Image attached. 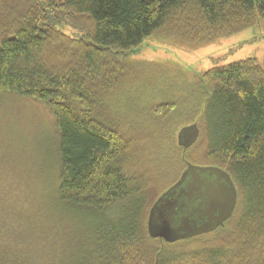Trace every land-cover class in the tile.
<instances>
[{"label": "trees", "instance_id": "trees-1", "mask_svg": "<svg viewBox=\"0 0 264 264\" xmlns=\"http://www.w3.org/2000/svg\"><path fill=\"white\" fill-rule=\"evenodd\" d=\"M57 11L70 16L80 36L53 23ZM261 19L264 0H0V95L30 98L51 109L60 165L52 208L72 224L82 219L88 224L85 236L72 242L76 249L65 252L66 246L62 256L48 259L8 240L6 235L14 234L2 228V216L0 264H264L263 65L249 57L202 74L185 113L198 124L200 136L188 149L177 139L174 164L169 159L174 116L158 126L148 113L127 108L133 126H126L125 139L112 121L115 113L111 117L104 107V96L117 84L115 68L123 66L119 61L164 29L181 26L193 34L201 21L225 36ZM149 139L151 149L142 144ZM161 139L168 142L159 144ZM129 141L150 152L146 168L153 173L152 187L147 174L139 181L126 172L133 164L126 156ZM199 143L209 162L184 159ZM177 159L185 162L183 170ZM188 162L229 173L238 193L235 211L206 234L174 242L153 237L150 209L179 181Z\"/></svg>", "mask_w": 264, "mask_h": 264}, {"label": "rangeland", "instance_id": "rangeland-1", "mask_svg": "<svg viewBox=\"0 0 264 264\" xmlns=\"http://www.w3.org/2000/svg\"><path fill=\"white\" fill-rule=\"evenodd\" d=\"M52 21L67 34L81 35L63 11H57ZM196 25L193 34L186 33L187 28L179 26L175 31V27L170 26L171 29H164L161 36L148 38L137 53L119 61L123 66L115 68L117 84L104 96V107L111 117L115 113L112 121L120 126L119 132L125 139L129 138L126 126H133L127 108L132 112L148 113L152 124L158 126L161 121L169 124V118L165 117L174 116L171 134L175 143L169 148L172 159L168 157L172 164L176 161L173 156L180 129L194 124L185 113L191 108L194 86L202 74L214 66L249 57L264 66V19L254 27L225 36H218L201 21ZM47 54L48 60L55 61L54 56ZM92 94L97 95L98 91L93 90ZM106 110L101 115L104 119L109 115ZM169 139L172 143L170 136ZM147 141L142 144L151 149L152 141ZM165 142L168 141L161 139L159 144ZM143 145L129 141L126 156L133 164L126 166V172L139 181L138 176L147 174L146 182L152 187L153 173L146 168V164L151 163L148 161L150 152L141 151ZM57 146L56 125L48 106L26 97L0 95V217H5L2 228L9 227L14 235H6L7 239L19 241L30 255L48 259L62 256L66 246L65 252H72L76 249L72 242H76L79 235L85 236L88 229L85 220H75L72 224L65 219V214L52 208L60 169ZM162 153L166 154L164 150ZM183 158L209 162L201 143ZM162 159L165 164L166 159ZM177 163L183 170V159H177Z\"/></svg>", "mask_w": 264, "mask_h": 264}, {"label": "water", "instance_id": "water-1", "mask_svg": "<svg viewBox=\"0 0 264 264\" xmlns=\"http://www.w3.org/2000/svg\"><path fill=\"white\" fill-rule=\"evenodd\" d=\"M199 136L200 128L197 123L185 126L178 133V144L184 149H188L197 142ZM203 175L209 177L215 176L217 179L223 180L224 183L217 185V187L210 184L206 185L201 179ZM189 178L194 182L190 188L194 187L199 191V187H196L199 186L198 183L206 187L203 195L207 197V200L193 209H195V212L203 213L208 221L200 226H197L194 222H188L173 233V230L169 231L170 229L165 224L159 226L155 222V218H157V213L161 212V209L170 201L169 198L177 194ZM237 199V188L228 172L217 166H199L188 162L187 168L182 173L179 181L167 190L150 209L148 219L149 232L153 237L165 238L169 242L212 232L233 215ZM169 209L172 211L171 213L177 211L175 207V211L170 207ZM186 209L191 210L190 208ZM163 215L166 216L165 212Z\"/></svg>", "mask_w": 264, "mask_h": 264}, {"label": "flooded vegetation", "instance_id": "flooded-vegetation-1", "mask_svg": "<svg viewBox=\"0 0 264 264\" xmlns=\"http://www.w3.org/2000/svg\"><path fill=\"white\" fill-rule=\"evenodd\" d=\"M201 179L204 181L206 185L210 184L216 187L217 185L224 183L223 180H219L215 176L209 177L203 175ZM193 184H194L193 180H191L190 178L187 179L186 184L181 187V190H179L177 194L169 198L170 201L167 202L165 207L161 209V212H158L156 215L157 218H155V222L159 226L165 224L166 227L170 229L169 231L173 230V233H175L174 231H176V229L183 227L188 222L191 223L194 222L195 224H197V226L207 223L208 219L205 217V215L200 212H195L194 211L195 209H193L198 207L205 200H207V197L203 195L205 193L206 187L198 183L199 186H196L199 187V191H198L194 187L190 188V186ZM165 192H163L155 200V202H157V200ZM169 207L172 208L173 210L175 207V210L177 211L171 213L172 211L169 209ZM186 208H190L191 210H187ZM164 212L166 216L163 215Z\"/></svg>", "mask_w": 264, "mask_h": 264}]
</instances>
